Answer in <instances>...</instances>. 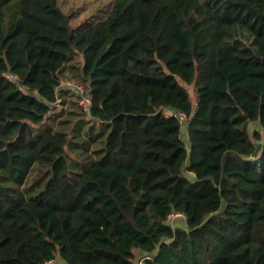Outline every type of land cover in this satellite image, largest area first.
Returning a JSON list of instances; mask_svg holds the SVG:
<instances>
[{
    "label": "trees",
    "instance_id": "trees-1",
    "mask_svg": "<svg viewBox=\"0 0 264 264\" xmlns=\"http://www.w3.org/2000/svg\"><path fill=\"white\" fill-rule=\"evenodd\" d=\"M72 17L0 0V264H264V0Z\"/></svg>",
    "mask_w": 264,
    "mask_h": 264
},
{
    "label": "rangeland",
    "instance_id": "rangeland-1",
    "mask_svg": "<svg viewBox=\"0 0 264 264\" xmlns=\"http://www.w3.org/2000/svg\"><path fill=\"white\" fill-rule=\"evenodd\" d=\"M60 5L64 11L73 15L70 20V23L73 27H77L80 23H82L87 18H92L94 21L101 19L105 16L106 11L110 6V0H60ZM80 59V64H82V57L78 56ZM189 95L192 100H194V93L192 87H186ZM62 108L58 106L57 110L51 111L48 115H54V113H58ZM186 123L181 125V138L184 140L186 145L188 146V136L187 130L185 127ZM97 149V148H96ZM100 154L98 155V157ZM185 175L192 179V175L184 172ZM173 227L184 226V220L182 219H174L173 221L168 222ZM143 253L141 251L136 252L135 260L133 264H137L143 258ZM59 264H64L62 261H58Z\"/></svg>",
    "mask_w": 264,
    "mask_h": 264
},
{
    "label": "built area",
    "instance_id": "built-area-1",
    "mask_svg": "<svg viewBox=\"0 0 264 264\" xmlns=\"http://www.w3.org/2000/svg\"><path fill=\"white\" fill-rule=\"evenodd\" d=\"M6 78L11 80L13 77L11 75H6ZM61 88H70L73 91H75V93L78 94V99H77V104L79 107H81L84 111H89L90 106H91V98L84 93V90L82 89L81 86L77 85L76 83H74L73 81H64L61 83ZM161 112L163 114V116L165 118H170V117H175L176 119H178V121L183 124L186 123V116L183 112H179V111H174L172 109L169 108H162ZM182 219L184 220V214L180 213V212H171L168 217H167V221H173L174 219ZM47 264H54L53 262H48ZM141 264V262L139 263Z\"/></svg>",
    "mask_w": 264,
    "mask_h": 264
}]
</instances>
